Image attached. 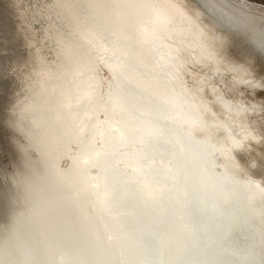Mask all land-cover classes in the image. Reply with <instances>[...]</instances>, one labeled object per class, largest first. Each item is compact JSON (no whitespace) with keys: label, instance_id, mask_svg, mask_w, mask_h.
<instances>
[{"label":"bare ground","instance_id":"obj_1","mask_svg":"<svg viewBox=\"0 0 264 264\" xmlns=\"http://www.w3.org/2000/svg\"><path fill=\"white\" fill-rule=\"evenodd\" d=\"M262 16L257 0H0V262L264 264V117L211 53L233 32L259 47Z\"/></svg>","mask_w":264,"mask_h":264},{"label":"rangeland","instance_id":"obj_2","mask_svg":"<svg viewBox=\"0 0 264 264\" xmlns=\"http://www.w3.org/2000/svg\"><path fill=\"white\" fill-rule=\"evenodd\" d=\"M257 1H259L260 3H264V0H257ZM231 40V41H230ZM230 41V42H229ZM228 43L230 44V45H228ZM225 46H227L226 48H225ZM245 46V44L240 40V39H238V38H235V37H229V39H228V41H227V43L226 44H224L223 45V47H224V49H225V51L226 52H224V49L222 50H215V51H212L211 53H212V55H214V56H216V57H218L217 59H215L216 57H213L212 55H211V57H212V60L213 59H215V60H217L216 61V63L214 64V65H219V67L221 68V66L223 67V64H224V68H226V70L227 71H225V74L223 73V72H218V71H222L224 68H222V70H220V68L218 69V71H217V73L220 75L221 73V75L223 76V75H225V76H227V77H225L224 79H223V77L221 78L220 76V78L218 79L219 81V86H221V87H223V90L224 89H226L227 91H228V93H229V95L228 96H230L231 95V97H230V99H232L233 101V103L234 102H236V103H234V104H236V105H238L239 103H241V104H239V106L241 105V107H243L244 106V108H246V111H247V113L248 114H250V115H252V117L254 118V117H257V118H259V119H262L263 117H264V115L262 114V113H260L261 111H264V102H262V101H264L263 99H264V59L262 60V58H260V57H258V58H254V61H253V63H252V65H250L249 66V70H250V72H249V70H248V68H247V73H244L243 75H244V77L246 76L245 74H247L248 76V78L246 77V79H244V77H239L240 76V73H237L236 72V70L234 71V69L232 70V68L229 66V67H227L230 63L229 62H231V60H234L235 58V61H236V63H237V66H238V68H240V66L238 65L239 64V62H240V64L242 63V62H244L243 64L245 65V64H247V63H249V58L250 59H252L253 60V58H252V55H250V54H248L247 52H246V46ZM219 51H220V53H219ZM214 52V53H213ZM216 53V54H215ZM218 53L220 54L219 56H222L223 54L224 55H226V53H228L227 55L228 56H225V58L223 57H220L221 58V60L223 59H226V61H227V59H228V64H227V62L224 60V62H222V61H219L220 60V58H219V56H218ZM223 55V56H224ZM229 57V58H228ZM246 57H247V59H246ZM240 59H242V61L240 60ZM212 60H210L209 59V62H210V64H211V62H212V64L214 63ZM245 60L247 61V62H245ZM222 63V64H221ZM210 64L208 65V66H210ZM225 64H227V66L225 65ZM207 66V65H206ZM236 66V67H237ZM247 66V65H246ZM194 67V66H193ZM192 67V69H195L196 67H194L193 68ZM197 68H198V70H192L191 69V71H195V73L197 72L198 73V71L200 70H204V69H202L201 67L199 68V66H197ZM196 68V69H197ZM231 68V69H230ZM237 69V68H236ZM225 70V69H224ZM231 71V72H229V71ZM200 71H199V73H200ZM208 73H209V71H207ZM226 72H228V74H226ZM249 72V73H248ZM192 73H194V72H192ZM229 73L231 74V76H233V78H235L236 77V81H238L239 80V82H236L234 79H232L231 77L229 78ZM235 74H236V76H235ZM238 74V75H237ZM252 75V76H251ZM235 76V77H234ZM242 76V75H241ZM238 77V78H237ZM251 77V78H250ZM254 77V78H253ZM227 78H229V79H231V80H229V79H227ZM239 78H241V79H244V80H241V79H239ZM253 78V79H252ZM260 78V79H259ZM228 81H227V80ZM249 80V82H248V80ZM251 79V80H250ZM263 81H262V80ZM220 80H222L221 82H223V83H221L220 82ZM234 80V81H233ZM245 80H247V82L245 81ZM252 80H254L253 82L254 83H251L250 81H252ZM261 80V81H260ZM234 83H233V82ZM241 81V82H240ZM245 83H244V82ZM256 81H259L258 83L256 82ZM227 82H228V84H227ZM243 82V83H242ZM221 83V84H220ZM241 83V84H240ZM247 83V84H246ZM248 83H249V85H248ZM224 84V85H223ZM238 84V85H237ZM252 84V85H251ZM253 84H255V86L253 85ZM256 84H258V85H256ZM223 85V86H222ZM227 85H228V87H227ZM241 87H240V86ZM261 85V86H260ZM231 86H233V87H230ZM234 86H235V88H234ZM259 86V87H258ZM249 87V88H248ZM230 90H229V89ZM247 88V89H246ZM250 88H253V90H251L250 91ZM255 88H256V90H255ZM259 88H261V90H258ZM226 90H224V92H226ZM256 91V92H255ZM235 95V96H234ZM239 96V97H238ZM237 98V99H236ZM239 99H241V100H239ZM256 99V100H255ZM258 100V101H257ZM249 102H251V103H249ZM257 102V103H256ZM259 102V103H258ZM262 102V103H261ZM254 103V104H253ZM247 105V107H245ZM258 106V107H256V106ZM260 105H261V107H260ZM250 106V107H249ZM248 108V109H247ZM250 108V109H249ZM249 110V111H248ZM253 113V114H252ZM234 224V223H233ZM231 226H234V227H231V229L232 230H230L231 231V234H230V231H229V236H228V239H231V240H235V226H236V224L235 225H231ZM232 235V236H231ZM232 238H231V237ZM230 237V238H229ZM234 237V238H233Z\"/></svg>","mask_w":264,"mask_h":264},{"label":"clouds","instance_id":"obj_3","mask_svg":"<svg viewBox=\"0 0 264 264\" xmlns=\"http://www.w3.org/2000/svg\"><path fill=\"white\" fill-rule=\"evenodd\" d=\"M261 20V29L264 31V16L260 18ZM232 37L240 39L245 45L249 46L253 50V61L255 58V54H259L261 57H264V38L261 39L260 46L257 47L252 43L251 33H241V32H233ZM3 264V262H0Z\"/></svg>","mask_w":264,"mask_h":264},{"label":"water","instance_id":"obj_4","mask_svg":"<svg viewBox=\"0 0 264 264\" xmlns=\"http://www.w3.org/2000/svg\"><path fill=\"white\" fill-rule=\"evenodd\" d=\"M244 211H245V208H244ZM1 217H0V219H2L3 218V215H0ZM147 239L146 240H151V239H149V238H152L153 239V241H154V243H155V239L153 238V236H152V234H148V237H146ZM2 247L3 248H5L6 247V244L5 245H2ZM152 248H155V244H152ZM26 257L27 258H30V253L29 252H27L26 253ZM239 258H237V257H235V258H232V260H233V262L235 263V264H240L239 263V260H238ZM64 262H66V264H71V262H70V260H69V258L67 257H65L64 258Z\"/></svg>","mask_w":264,"mask_h":264}]
</instances>
